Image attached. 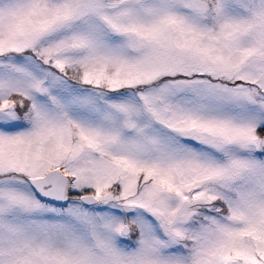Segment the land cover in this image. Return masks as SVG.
Listing matches in <instances>:
<instances>
[{
  "label": "snow or ice",
  "instance_id": "obj_1",
  "mask_svg": "<svg viewBox=\"0 0 264 264\" xmlns=\"http://www.w3.org/2000/svg\"><path fill=\"white\" fill-rule=\"evenodd\" d=\"M0 264H264V0H0Z\"/></svg>",
  "mask_w": 264,
  "mask_h": 264
}]
</instances>
